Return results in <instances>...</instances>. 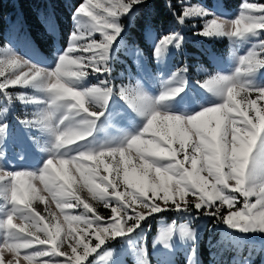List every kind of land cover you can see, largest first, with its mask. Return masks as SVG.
Instances as JSON below:
<instances>
[{
  "label": "snow or ice",
  "instance_id": "snow-or-ice-1",
  "mask_svg": "<svg viewBox=\"0 0 264 264\" xmlns=\"http://www.w3.org/2000/svg\"><path fill=\"white\" fill-rule=\"evenodd\" d=\"M146 3L80 0L72 14L67 47L55 50L56 63L51 68L0 41L4 45L0 50V98L4 105L0 111V212L4 213L0 216V264H5V249L15 254L6 264H94V258L89 257L98 255L97 250L104 252L111 264H124L121 253L108 251L111 241L130 237L149 218L168 212L184 223L177 225L174 220L172 226L161 229L153 247L170 248L178 237L189 246L188 264H197L196 221L202 217L243 233H264V85L255 82L264 71V2L242 0L231 19L199 3L181 0L180 11L168 5L177 25L185 27L191 21L192 28H197L196 21L200 22L196 36H226L234 42L255 37L245 55L233 53L236 67L232 74L217 72L203 82L196 81L217 102L200 105L191 115L171 114L167 106L188 95L186 65L170 79H163L161 72L152 77L145 74L151 72L149 57L132 34L133 27L148 42L157 65L164 64L173 48L183 54L186 43L180 31H157L150 19L141 23L137 12ZM41 19L54 33V19ZM20 26L22 22L13 25ZM118 49L136 62L139 73L129 70V83L119 86L112 79L110 66ZM92 77L97 82L86 84ZM150 78L159 80L156 97L145 91L142 83ZM176 82L180 86L174 87ZM24 88L43 96L15 91ZM117 96L146 123L135 134L121 132L99 147H90L94 133L104 125L131 120L122 109L110 110ZM16 101L40 109L22 113L23 118L17 115L20 124L51 138L50 145L41 149L48 158L39 169L9 171L3 166L8 152V115ZM28 140L41 147L38 138L29 136ZM26 151L27 145L21 142L18 158L24 159ZM70 165L91 199L108 209V215L78 194L82 188H73ZM101 165L108 175L100 174ZM36 181L60 209L62 223L53 224L54 213L43 215L33 207L34 200H46ZM76 209L81 211L72 214L70 210ZM14 217L20 223H14ZM141 241L133 252L136 264H148ZM243 259L244 264H250L248 257Z\"/></svg>",
  "mask_w": 264,
  "mask_h": 264
},
{
  "label": "rangeland",
  "instance_id": "rangeland-1",
  "mask_svg": "<svg viewBox=\"0 0 264 264\" xmlns=\"http://www.w3.org/2000/svg\"><path fill=\"white\" fill-rule=\"evenodd\" d=\"M11 3H16V0H8ZM242 0L238 2V5L227 4L224 0H185V4H202L210 12L216 15L226 16L229 19L233 18L239 11ZM250 2H264V0H250ZM52 18V11L50 7L41 18ZM8 24L0 37V41L9 43V47L26 58L38 63L46 68H51L56 63L55 50L57 48H66V43L63 45L59 41V30L55 21L56 30L54 33L49 32L45 23L41 22L45 30L52 34L51 50H43L28 34L24 27L14 28L13 25L19 21L9 19L6 17ZM126 22V26H127ZM197 28H192V22H188L187 26L181 27L175 23L172 17H170L166 24L155 28L157 31H180L184 36L186 43L184 45L183 54L178 53L174 48L170 50L163 65H157L155 58L151 57L145 50V55L149 57L147 68L151 72L146 71V75L149 77L154 76L157 72H161L163 79H170L172 73L176 72L178 68H182L185 65L188 67L187 73H184L185 79L188 81V86L185 87L184 101L180 103H168V110L171 114H195L200 110V105H209L217 102V98L212 93L201 88L196 81H205L209 78V75H215L220 72L224 75L232 74L236 67V60L233 57V53L236 56H242L253 46L255 37L249 36L243 41H231L228 37L218 38H206L202 36H196L194 33L199 30L200 22L196 21ZM73 29V20L71 24L70 32ZM69 32V33H70ZM264 39V37H261ZM145 40V39H144ZM148 45V42L145 40ZM4 47L0 44V50ZM150 48V46L148 45ZM110 66L112 71V79L119 86L121 84H128L127 79L128 71L131 70L134 74L139 75L137 72L136 62L125 54L123 50H115V58L110 60ZM13 69H6V71H12ZM26 70V69H25ZM96 78L92 77L86 82V84H95ZM255 82L264 85V71L256 77ZM147 91L153 97L159 95V80L148 79L142 81ZM174 87L180 86L179 82L173 84ZM15 91L28 92L30 95L43 96L42 93H34L31 88L15 89ZM181 95H184L182 93ZM179 99V97H177ZM239 99V97H237ZM3 98H0V111L3 110ZM110 110L116 111L122 109L128 113L131 117L130 121H120L117 123L113 121L111 124H106L103 128L94 133L93 137L89 138L90 147H99L100 144L105 143L109 139H113L121 134V132H128L135 134L140 131L143 125L146 123V119L137 114L131 112L127 105L120 98L114 97L113 102L110 103ZM40 109L31 104H21L19 101L14 103V106L10 109L8 115V141H7V158L3 162V166L9 171L17 170H35L42 167L44 161L48 158V153L42 151L50 145L51 138L46 133H41L36 129L25 128L16 119L19 115L23 118L24 112H36ZM99 126V122H98ZM38 138L40 141V148L35 147L34 143L28 140V137ZM21 142L27 145V151L24 159L18 158V151ZM109 161L106 160L105 163ZM90 164L93 162H89ZM137 163L136 159H133V165ZM132 165L129 166L131 171ZM69 175L73 178V188L81 189L78 194L91 203L98 212L103 215H108L109 210L104 209L102 205H98L93 201L87 191V188H83V181L80 180L79 174L75 172L73 166H69ZM100 174L108 175L103 171V165L100 166ZM122 178V177H121ZM111 179V177H110ZM36 187L40 190V195H45L46 200L42 203L38 199L33 201V207L43 215L49 213L55 214V220L53 224L63 222V215H61L60 209L56 207L55 202L51 199L48 193L43 191V185L39 182H35ZM120 190H124V186L121 185ZM239 206V205H238ZM47 207L48 212H45ZM72 214H77L81 209L70 210ZM4 213L0 212V216ZM179 225L184 223L179 219L175 213H162L156 215V217L149 218L148 221L141 225V228L131 234L127 238H118L111 241L110 249L108 251L115 253H121L124 264H136V258L133 252L139 246L142 237H146L145 241L141 243L145 244L147 250V262L148 264H188L187 252L189 246L179 240L177 237L175 244L170 248H162L161 245L153 247L155 238L160 234L161 229L172 226L173 221ZM14 223H20L18 219L14 217ZM48 221L46 220L45 223ZM199 226L196 228L198 234V248H197V264H244V257L250 259V264H264V233H243L237 230L229 228L225 224H214L212 220L202 217L199 221H196ZM52 226L51 224L49 225ZM67 228V225H63ZM75 227V225H73ZM99 254L93 253L89 259L94 258V264H111L110 258L107 257L104 252L97 250ZM23 250H21L22 254ZM14 253L5 249L3 256L5 264L7 260L14 258Z\"/></svg>",
  "mask_w": 264,
  "mask_h": 264
},
{
  "label": "trees",
  "instance_id": "trees-1",
  "mask_svg": "<svg viewBox=\"0 0 264 264\" xmlns=\"http://www.w3.org/2000/svg\"><path fill=\"white\" fill-rule=\"evenodd\" d=\"M224 1L235 7L240 0ZM79 2L80 0H16V3H11L8 0H0V37L8 24L6 17L9 16L11 20L19 18V21L22 22L21 27L27 30L30 37L43 50H51L52 34L45 30L41 22V16L50 7L58 26L59 41L64 45L71 29L75 5ZM180 3L181 0H147V3L137 12V19L141 23L143 19H150L155 28H158L166 24L168 19L172 17L168 11V5H175L176 10L180 11ZM183 3H185V0H183ZM131 31L141 44V47L150 54V48L141 37L139 31L135 27Z\"/></svg>",
  "mask_w": 264,
  "mask_h": 264
}]
</instances>
